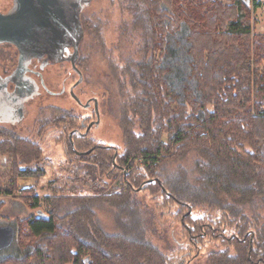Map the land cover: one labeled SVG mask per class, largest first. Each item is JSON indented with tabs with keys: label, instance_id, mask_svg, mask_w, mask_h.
Masks as SVG:
<instances>
[{
	"label": "trees",
	"instance_id": "16d2710c",
	"mask_svg": "<svg viewBox=\"0 0 264 264\" xmlns=\"http://www.w3.org/2000/svg\"><path fill=\"white\" fill-rule=\"evenodd\" d=\"M124 2L119 29L135 36L114 77L124 146L82 135L83 117L68 111L43 120L37 134L56 123L75 158L50 182L47 211L36 187L23 190L37 213L10 223L18 253L0 264H264V35H253L251 0ZM0 157L10 194L46 172L40 144L2 126ZM142 192L170 213L142 206ZM99 208L113 211L115 232ZM163 213L174 223L165 249L154 241Z\"/></svg>",
	"mask_w": 264,
	"mask_h": 264
},
{
	"label": "rangeland",
	"instance_id": "374dc122",
	"mask_svg": "<svg viewBox=\"0 0 264 264\" xmlns=\"http://www.w3.org/2000/svg\"><path fill=\"white\" fill-rule=\"evenodd\" d=\"M70 1L77 2V0ZM222 1L225 5H230L235 0ZM251 2L249 19L252 24L253 35H264V0H251ZM119 3H121V0H90L87 3L88 7L84 10V16L85 19L88 18L86 20L89 22L88 25L92 26V30L90 27L88 28L80 47V58L77 64H79V70L82 72L84 78L80 84L74 87V93L86 104L92 100L94 101L95 98L97 99L100 121L98 125L91 129V138L96 142H102L108 146L123 148L122 131L117 118L119 106H117L113 94L116 93L117 95L116 87L118 86L115 83L119 84L120 82L116 79L114 80V77H116V71L118 74L123 68L125 63L124 56L133 51L134 45L132 39L135 36H133L134 34H132L133 38H130L131 36H122L119 26L127 21L130 15L127 10L129 4L124 2V6L121 7ZM11 6L12 0H0V13L8 12ZM72 23L81 27V23H79L77 17L72 18ZM137 40L138 38H135L136 43ZM17 54L18 52L14 45L7 42L1 43L0 69L2 68L1 66L5 65V67L12 68V65L17 62ZM44 78L48 90H43L42 95H36L27 104L28 109L26 110L29 113L24 110L25 117L19 125H23V127L21 126L17 129L16 133L40 144L42 148L41 163H45L46 172L40 178L25 177L29 178V180L22 181L21 185L19 184V179L22 177H20L18 179L20 191L10 194L8 193L10 178L5 176L8 165L5 168L0 167V200L3 202L0 208V224H14L36 215L37 209L30 207L26 200L22 198V196L27 195L23 192L27 188L36 187L37 195L40 198L38 207L43 211H47L48 205L45 198L54 195L50 190V182L60 172L62 164L68 158H75L74 156H70L71 153L67 149L65 143L67 138L64 141L59 139L62 138V131L60 127L55 126L56 123L47 126V129L38 135L39 124L43 120L48 122L51 119L52 112L58 110L71 112L76 119L90 114H93L94 118H96L93 106L85 108L72 96L70 90L78 81L79 74L71 66L70 61L65 60L60 62L59 60L56 64L48 66L44 72ZM39 90L40 88L37 89V92ZM0 163H2L1 157ZM136 163L142 164L143 161L137 159ZM174 168L175 165L171 164L168 169L172 172ZM107 181L112 186L115 185V181L110 179H107ZM86 194L90 193L87 192ZM139 199L143 204L142 206L147 205V209L158 212V214L162 211L165 214L170 213L166 208H162V198L156 201L151 198L149 193L142 192L139 194ZM98 212L105 230L110 233L115 232L117 228L115 226L113 211L99 208ZM165 214L163 213L161 218L157 220L155 224L157 233L154 235L155 243L164 249L173 243L167 231L170 227L174 226L172 217ZM16 253H18V248L16 243H13L11 246L0 250V258ZM205 259L203 257V259L195 264H206Z\"/></svg>",
	"mask_w": 264,
	"mask_h": 264
},
{
	"label": "water",
	"instance_id": "95a60500",
	"mask_svg": "<svg viewBox=\"0 0 264 264\" xmlns=\"http://www.w3.org/2000/svg\"><path fill=\"white\" fill-rule=\"evenodd\" d=\"M12 1L14 2L13 7L6 13H0V44L4 42L13 44L20 53V61L26 58L23 55L28 52L43 50L44 53V51L53 50L54 47L58 49L57 46L62 43L73 46L74 52L71 54L70 60L79 74V79L70 91L72 96L79 100L74 93V87L80 84L84 77L75 61L78 58L79 45L84 37V30L82 24L80 27L72 23V18L77 17L81 23L80 12L84 3L88 5L89 0H77V2L66 0L67 4L58 0H54V2H49V0ZM94 101L96 123H99V106L96 98ZM88 103L85 104L86 107ZM91 125L85 133L81 134L86 135ZM72 135L73 132L70 134V139H72ZM15 236L16 230L13 225H1L0 250L11 246Z\"/></svg>",
	"mask_w": 264,
	"mask_h": 264
},
{
	"label": "flooded vegetation",
	"instance_id": "af4514ba",
	"mask_svg": "<svg viewBox=\"0 0 264 264\" xmlns=\"http://www.w3.org/2000/svg\"><path fill=\"white\" fill-rule=\"evenodd\" d=\"M58 1L67 4L66 0ZM49 2H54V0H49ZM85 4L86 3H84V7H82L83 11L88 7ZM13 5L14 2L12 1L11 8L13 7ZM66 44L67 43L59 44L57 46L58 49L54 47L53 50L44 51V53L43 50L25 53L23 56L26 58L24 60L21 59V61L20 53L17 50V62L12 65V68L5 67L6 65L1 66L2 68L0 69V126L13 130L15 132L21 126L23 127V125H19L21 123V120L25 117L24 110L28 109L27 104L31 102L32 98H35L36 95H42L44 91L48 90L45 85L46 83L44 78V72L48 66L56 64L59 60L60 62L68 60L70 61L71 66H73L70 58L71 54H73L74 52V47ZM77 61H75L76 66ZM38 88H40V90L37 92ZM78 99L79 100H75L85 108L93 106L96 116L95 102L93 100L89 102L86 107V103H83L80 98ZM26 111L28 112V110ZM86 119H88L89 121L87 122ZM96 120L97 116L96 118H94L93 114L83 116L82 125H86L88 129V127L92 124L89 128L88 133L93 127L98 125V123H96Z\"/></svg>",
	"mask_w": 264,
	"mask_h": 264
},
{
	"label": "crops",
	"instance_id": "0c3cea01",
	"mask_svg": "<svg viewBox=\"0 0 264 264\" xmlns=\"http://www.w3.org/2000/svg\"><path fill=\"white\" fill-rule=\"evenodd\" d=\"M27 179L29 180V178H25V177L20 178V179H19V184L21 185V182H22V181H26ZM14 199H17V198H14ZM5 224H9V223H5ZM1 225H4V224H0V226H1Z\"/></svg>",
	"mask_w": 264,
	"mask_h": 264
}]
</instances>
